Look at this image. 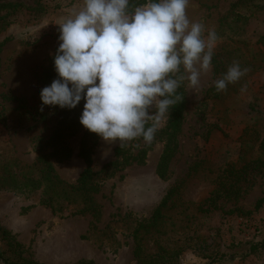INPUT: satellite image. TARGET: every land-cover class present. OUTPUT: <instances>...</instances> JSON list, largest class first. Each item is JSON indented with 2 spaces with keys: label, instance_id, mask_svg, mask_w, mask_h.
<instances>
[{
  "label": "rangeland",
  "instance_id": "374dc122",
  "mask_svg": "<svg viewBox=\"0 0 264 264\" xmlns=\"http://www.w3.org/2000/svg\"><path fill=\"white\" fill-rule=\"evenodd\" d=\"M6 1L14 5L0 7V15H7L9 20L0 31V42H5L0 53V159L15 154L23 162H32L38 155L37 139L50 135L59 120V109L43 106L40 98L46 73L54 65L59 24L77 12L83 0ZM236 2L189 0L186 12L190 21L203 24L205 36L214 30L218 37L214 50H224L213 54L211 67L201 75L198 86L182 80L184 118L166 178L158 176L157 165L167 143L170 108L150 144L137 138L120 146L119 141L106 142L100 137L93 168L99 170L114 159L120 164L94 194L98 209L75 213L79 207L70 206L55 213L52 206L41 202V190L21 193L0 189V224L15 236L25 257L44 264H71L81 259L96 264H139L131 235L135 219L150 216L169 188L188 178L182 193L185 205L173 211L172 235L179 241L175 244L185 245L182 263L264 264V204L257 210L254 207L264 196V175L251 170L241 181L237 201L220 198L215 206L208 200L214 174L239 154L244 126L264 124V40L259 41L264 34V12L242 25L231 21ZM213 57L221 63L222 71L234 62L248 69L218 102L210 91L220 79ZM177 74L186 76L182 66ZM38 111L45 118L35 128L19 125H30L33 114L39 119ZM84 131L82 126L67 138L73 148L70 158L62 162L54 159L58 173L70 183H76L86 167L78 155ZM117 147L130 150L116 156ZM141 149H147L144 160L133 159ZM210 168L216 172H209ZM253 245L259 246L252 250Z\"/></svg>",
  "mask_w": 264,
  "mask_h": 264
},
{
  "label": "clouds",
  "instance_id": "9594fccd",
  "mask_svg": "<svg viewBox=\"0 0 264 264\" xmlns=\"http://www.w3.org/2000/svg\"><path fill=\"white\" fill-rule=\"evenodd\" d=\"M129 3L83 0L59 24L57 78L40 92L43 106L71 110L84 100L80 124L120 146L154 140L180 82L198 86L209 71L218 39L214 30L205 36L204 25L190 21L189 0H148L131 13ZM181 66L186 76L177 77ZM247 71L234 62L214 82L216 90H226Z\"/></svg>",
  "mask_w": 264,
  "mask_h": 264
},
{
  "label": "trees",
  "instance_id": "16d2710c",
  "mask_svg": "<svg viewBox=\"0 0 264 264\" xmlns=\"http://www.w3.org/2000/svg\"><path fill=\"white\" fill-rule=\"evenodd\" d=\"M147 2L148 0H130L129 13ZM13 5V2L0 0L1 8H9ZM237 6L241 8L239 10L236 8L235 10ZM233 7L230 14L231 21L244 25L251 17L258 16L261 12H264V0H238ZM248 7H252V10L245 9ZM8 24L7 15H0V31ZM261 40H264V34L260 37L259 41ZM236 42L239 43V39ZM4 44V41L0 42V53ZM231 45L230 43L228 44V46ZM216 50L218 52L214 50V55L223 52L222 50L224 49ZM225 50L227 52V49ZM213 63L216 72L222 78L227 70L222 71L223 68L221 63L217 61V57H213ZM255 70H258V67ZM176 76L179 77L178 74ZM56 78L57 74L53 65L46 73L44 78L45 85L49 86ZM229 86L230 84H228L227 88ZM227 88L223 91H217L215 85L211 87L210 91L213 97L217 99L216 102L223 98V95L229 94ZM175 97L176 103L170 106L169 122L165 130L167 143L157 165V174L162 179L167 177L170 161L178 148V135L183 124L186 99L185 87L182 81L176 91ZM84 103L85 101L81 100L80 104L71 110L66 108L61 109L56 106L60 111L59 120L50 135L37 139L36 147L38 155L32 162H23L15 154L0 159V189L14 190L21 193L41 190V202L52 206L55 213L66 211L70 206L79 207L75 213L98 209L94 194L99 191L103 181L120 164L119 159H114L105 163L99 170L93 168L94 150L100 137L85 128L80 140L78 155L84 159L86 167L80 173L76 183H70L63 179L54 164V159L62 162L73 154V148L67 142V138L76 135L82 128L79 120ZM22 105L21 103V107ZM252 110H255V106L252 107ZM262 111L259 110V112ZM21 113L29 115L27 110L25 112L22 110ZM37 115L40 118L38 119L33 114L30 125L25 126L22 123L19 125L35 128L45 118V114L42 111H38ZM239 140L241 141V147L237 158L228 161L223 168L214 174V188L211 190L210 197L208 198L211 205L218 206L217 200L220 198H229L237 201L242 191L241 181L248 176L251 170H256L260 175H264V124L247 123L239 136ZM128 150L130 148L117 147L115 155L124 156ZM146 155L147 149H141L133 159L143 161ZM209 172L214 173L216 170L210 168ZM187 182L188 178L176 181L150 216L143 219H135V224L131 228V235L134 242L133 253L139 264H183L181 254L185 249V245L175 244L178 240L172 235L175 231L173 211L175 207L185 205V202L182 200V193ZM263 204L264 196L257 199L254 207L257 210ZM236 210L243 212L241 208H236ZM185 211L186 209L181 212ZM189 216L187 214V217ZM258 246L253 245L251 249L256 250ZM23 253L24 250L15 239V236L0 224V261L3 264H44L28 259ZM71 264L96 263L92 260L81 259Z\"/></svg>",
  "mask_w": 264,
  "mask_h": 264
}]
</instances>
